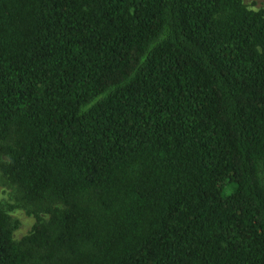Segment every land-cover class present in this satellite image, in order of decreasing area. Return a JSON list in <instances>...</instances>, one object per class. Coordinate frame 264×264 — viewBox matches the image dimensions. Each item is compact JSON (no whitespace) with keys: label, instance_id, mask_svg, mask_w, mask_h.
Here are the masks:
<instances>
[{"label":"trees","instance_id":"trees-1","mask_svg":"<svg viewBox=\"0 0 264 264\" xmlns=\"http://www.w3.org/2000/svg\"><path fill=\"white\" fill-rule=\"evenodd\" d=\"M264 5L0 0V264H264Z\"/></svg>","mask_w":264,"mask_h":264},{"label":"rangeland","instance_id":"rangeland-1","mask_svg":"<svg viewBox=\"0 0 264 264\" xmlns=\"http://www.w3.org/2000/svg\"><path fill=\"white\" fill-rule=\"evenodd\" d=\"M243 3L250 9H259L264 5V0H242ZM264 180V173H261ZM15 190L7 183L6 179L0 175V205L8 208L10 205L15 207L8 210V213L18 221L17 227L13 231V237L18 240L28 233L35 222L32 214H28L24 208L17 206Z\"/></svg>","mask_w":264,"mask_h":264}]
</instances>
